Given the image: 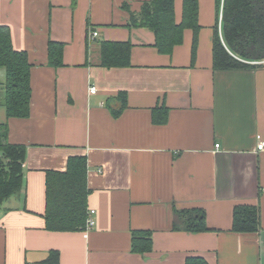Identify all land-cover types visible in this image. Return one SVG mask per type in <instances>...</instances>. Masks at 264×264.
Listing matches in <instances>:
<instances>
[{
  "label": "crops",
  "instance_id": "crops-1",
  "mask_svg": "<svg viewBox=\"0 0 264 264\" xmlns=\"http://www.w3.org/2000/svg\"><path fill=\"white\" fill-rule=\"evenodd\" d=\"M145 1L0 0V25L27 52L32 87L26 118H9L0 102L9 141L27 147L23 188L0 209V264H41L52 250L59 264H264V62L215 68L217 24L225 42L217 0H199L194 58L191 28L161 53L152 30L129 25ZM51 40L64 43L62 66L50 63ZM104 40H130L131 64L102 66ZM5 78L0 67L2 99ZM121 94L127 106L115 115ZM73 155L87 158L88 236L47 228V172L66 170ZM238 205L259 209L258 230L233 229ZM198 210L207 228L191 231ZM133 231L151 232L150 251L132 250Z\"/></svg>",
  "mask_w": 264,
  "mask_h": 264
},
{
  "label": "trees",
  "instance_id": "trees-1",
  "mask_svg": "<svg viewBox=\"0 0 264 264\" xmlns=\"http://www.w3.org/2000/svg\"><path fill=\"white\" fill-rule=\"evenodd\" d=\"M223 0H217L218 19ZM199 0H183L181 22L175 20V0H147L139 12H130V26L145 27L156 35L155 45L161 53H172L183 42L184 30L194 31L193 58L196 54L200 31ZM222 41L219 24L215 27L213 45L216 69L255 67L247 61L264 62V0H224ZM133 44L127 41L104 40L100 47V64L106 67H124L131 64ZM64 43L51 40L49 59L54 66H62ZM264 65V63L260 64ZM0 67L6 72L5 96L2 104L7 116L26 118L31 109V64L24 50L14 48L12 32L8 25H0ZM122 95L118 115L127 106ZM8 123H0V209L24 185L23 165L27 155L24 144H13L8 139ZM88 164L85 155L70 156L64 171L47 172V199L45 217L47 228L57 231L82 230L88 218V197L91 189L87 181ZM191 231L206 230L205 214L198 210L187 220ZM260 224L259 209L254 205H238L234 210L233 229L237 232H253ZM152 249L151 232L133 231L132 250L145 253ZM41 264H59V252L52 250ZM186 264H208L201 256H190Z\"/></svg>",
  "mask_w": 264,
  "mask_h": 264
},
{
  "label": "built area",
  "instance_id": "built-area-1",
  "mask_svg": "<svg viewBox=\"0 0 264 264\" xmlns=\"http://www.w3.org/2000/svg\"><path fill=\"white\" fill-rule=\"evenodd\" d=\"M223 2L221 4V8H220V23L222 22V18H223ZM99 35L98 30H91L90 32V38H95ZM97 88L96 87H92L91 88V92L92 93H96ZM220 146V144H216V147L218 148ZM264 149V142L262 140H259L258 142V150H263ZM95 214H96V210L93 208L88 209V218L86 220L85 226L83 228L84 230V234L85 236H88L89 231L91 229L94 228V226L96 225V218H95Z\"/></svg>",
  "mask_w": 264,
  "mask_h": 264
},
{
  "label": "rangeland",
  "instance_id": "rangeland-1",
  "mask_svg": "<svg viewBox=\"0 0 264 264\" xmlns=\"http://www.w3.org/2000/svg\"><path fill=\"white\" fill-rule=\"evenodd\" d=\"M1 101H3V99H2V98H0V102H1Z\"/></svg>",
  "mask_w": 264,
  "mask_h": 264
}]
</instances>
